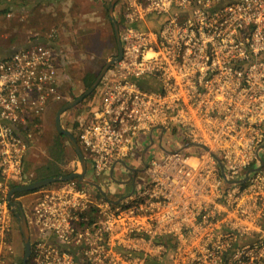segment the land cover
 I'll return each mask as SVG.
<instances>
[{"label": "built area", "instance_id": "built-area-1", "mask_svg": "<svg viewBox=\"0 0 264 264\" xmlns=\"http://www.w3.org/2000/svg\"><path fill=\"white\" fill-rule=\"evenodd\" d=\"M118 19L121 58L77 128L102 193L77 180L34 193L29 263L264 264V0H122ZM59 40L52 27L0 56V254L8 187L25 180L43 114L65 100ZM155 135L146 180L110 191Z\"/></svg>", "mask_w": 264, "mask_h": 264}, {"label": "rangeland", "instance_id": "rangeland-1", "mask_svg": "<svg viewBox=\"0 0 264 264\" xmlns=\"http://www.w3.org/2000/svg\"><path fill=\"white\" fill-rule=\"evenodd\" d=\"M112 0H0V33L6 36L11 35L18 24L29 32L32 24L33 13L50 12L48 15L53 18L55 26L60 34L59 44L67 50L66 58L61 68V80L63 82L64 102L51 105L43 114L42 127L32 137L30 147L25 161L24 184L37 181L38 171L50 162V153L53 142L58 135L55 128V116L64 103H68L79 97L84 91L82 78L87 74L100 73L106 62L116 56V40L111 22L108 19V8ZM47 2V3H46ZM34 3L36 7H34ZM122 0H119L113 10V18L118 21ZM47 4V7L43 5ZM42 6V7H41ZM41 11V12H40ZM10 15L7 18L5 15ZM42 15V14H39ZM6 20H2V17ZM118 23V22H117ZM2 27V28H1ZM51 29L50 27L48 30ZM31 30V27H30ZM31 32V31H30ZM29 34V33H28ZM94 93L86 98L81 104L65 112L60 118V125L63 130L72 131L78 128V123L89 113L92 106L98 100ZM65 105V104H64ZM77 124V125H76ZM65 138V137H64ZM63 140V139H62ZM66 147V157L58 163L59 167L69 173L79 172V162L66 139L63 140ZM153 147L148 149L145 155L146 163L159 153L158 137L155 135ZM166 144V141H163ZM264 155V153H263ZM136 159H131L128 164L130 168L138 169ZM91 174L88 172L87 178ZM125 173L118 169L113 173L115 183L106 186L112 191L120 194L128 192L129 185L119 186L124 182ZM146 171L139 173L136 181L140 183L146 180ZM40 180V179H39ZM36 195L30 194L17 200L24 211L29 213ZM10 252L2 251L0 264H21L24 256L22 237L19 233L17 223L13 221V230L10 238Z\"/></svg>", "mask_w": 264, "mask_h": 264}, {"label": "water", "instance_id": "water-1", "mask_svg": "<svg viewBox=\"0 0 264 264\" xmlns=\"http://www.w3.org/2000/svg\"><path fill=\"white\" fill-rule=\"evenodd\" d=\"M118 1L119 0H112L110 2L109 8H108V19L111 22L112 29L114 31L115 40H116V48H117L116 56L112 57L111 59H109L106 62V64L104 65V67L102 68L100 73L97 75L95 81L93 82V84L88 89H86L76 99H73L70 102H68L65 105H63L62 107H60V109L57 111L56 116H55V128H56V131H57V133L59 135H62L63 137H65V139L69 143L72 151L74 152L75 156L78 159L80 172H78V173H70L69 175H65V176L60 175V176L48 177V178L40 179V180L34 181V182L30 183V184L19 185V186L15 187V188L11 189L8 192L7 203H8V206H9V209H10L11 213L14 215V218H15V221L17 223V227H18L19 233H20V235L22 237V241H23L24 256H23L21 264H29L30 257H31V244H30V235H29L26 215H25V212H24V209H23L22 205L19 202L13 201V196L15 194L31 193V192H35V191H38V190L43 189V188H47V187L52 186L54 184H58V183H62V182H68V181H72V180H77L80 185L93 187L99 193H102L101 189L95 183L85 179V176H86V173H87V160H86L84 154L82 153L76 138L69 131L63 130L61 128L60 118L65 112H67L69 110H72L73 108H75L79 104H81L86 98L90 97L94 93V91L96 90L101 78L121 58L122 49H121V43H120V39H119L118 23L113 18V10H114L116 4L118 3ZM160 143L161 142L159 141V147H160ZM152 144L153 143L150 142V146ZM260 149L264 150V146L261 147ZM146 150H148V149H145V150L142 151V155H141L142 163H143V160H144L143 158H144V154H145ZM258 161H259V164H260L259 168L263 167L264 166V160H262L261 158H258ZM143 166H144V169H146L147 163H144ZM123 167L125 168V172H127L125 176L129 177V179H130V180L126 181L124 184L125 185L131 184L133 186L134 179H132V176H133V173H134V169L128 167L124 163H123ZM259 168H257V169H259ZM257 169H250L245 174V178L244 179L236 181L235 183L236 184L245 183L246 180L248 179L249 174L251 172L257 170ZM221 171H222V177L224 178L222 166H221Z\"/></svg>", "mask_w": 264, "mask_h": 264}, {"label": "crops", "instance_id": "crops-1", "mask_svg": "<svg viewBox=\"0 0 264 264\" xmlns=\"http://www.w3.org/2000/svg\"><path fill=\"white\" fill-rule=\"evenodd\" d=\"M33 6L36 7V4L34 3ZM43 7H45V9H46L47 4L43 5ZM50 10H51V7L49 8V11L47 13H46L47 9L46 10L43 9V12L40 11L41 13L34 11L33 17H31L32 18L31 19L32 24L30 26L31 30H30V27L28 29L29 32L28 31L26 32L25 28H23V27L20 28V26L18 24V26L14 30L11 31V35L5 37V35L0 33V56H3V57L6 56L12 50H14L16 47L25 46L28 43V37L30 36V34H32V33L43 34V33L47 32L49 27L52 28V26H55L56 24L54 23L53 18L48 15ZM39 14H42V15H39ZM5 16L2 17V20H4V19L6 20ZM140 140L143 142V145L140 149L145 150V149L151 148L150 143H149L150 141L148 138H143V139L141 138ZM145 155H146V153L144 154V160H145ZM128 167H130V166H128ZM87 169H88V165H87ZM79 172H80V168H79ZM119 172H120V170H119ZM87 174L88 173H86V176H87ZM124 179H125V176H124ZM113 182H114V180H113ZM124 182H126V181L124 180ZM109 190L112 191L111 189H109Z\"/></svg>", "mask_w": 264, "mask_h": 264}, {"label": "trees", "instance_id": "trees-1", "mask_svg": "<svg viewBox=\"0 0 264 264\" xmlns=\"http://www.w3.org/2000/svg\"><path fill=\"white\" fill-rule=\"evenodd\" d=\"M222 2L228 4V3H231L233 2L234 0H221ZM118 24L120 23L119 19H118ZM96 75L95 74H87L85 75L83 78H82V83H83V86H84V89H88L92 84L93 82L95 81L96 79ZM66 104V103H64ZM64 104H62L61 106H63ZM60 108V107H59ZM77 125V124H76ZM72 135L77 139L78 137V131H77V127L76 129H74V131H72ZM65 139L62 135H57L54 142H53V145L51 147V153H50V162L45 165V167H42L39 171H38V178L36 180H39V179H44V178H48V177H55V176H60V175H69L67 172L63 171L58 163L61 162V160L66 157L67 153H66V147H65V142H63V140ZM24 172L25 171V165H24ZM26 182V181H25ZM24 181L22 183H14V184H10L9 185V191L19 185H22L25 183ZM37 191L35 192H31V193H20V194H15L13 196V201L17 202V200L23 196H26V195H30V194H34L36 193ZM12 217H13V221H15V218H14V215L11 213ZM30 264V263H29Z\"/></svg>", "mask_w": 264, "mask_h": 264}, {"label": "flooded vegetation", "instance_id": "flooded-vegetation-1", "mask_svg": "<svg viewBox=\"0 0 264 264\" xmlns=\"http://www.w3.org/2000/svg\"><path fill=\"white\" fill-rule=\"evenodd\" d=\"M142 151H143V149H142ZM148 150H146V152H147ZM144 159V158H143ZM144 163H146V161L145 160H143V163H142V161H140L139 162V168L138 169H134V173H133V176H132V179H134V181L137 179V176H138V174L139 173H142V172H145L146 171V169H144V166H143V164ZM127 180H130L129 179V177H127ZM126 180V181H127Z\"/></svg>", "mask_w": 264, "mask_h": 264}]
</instances>
